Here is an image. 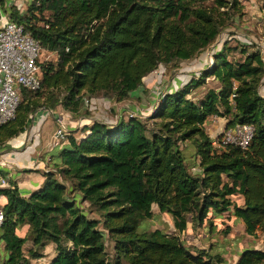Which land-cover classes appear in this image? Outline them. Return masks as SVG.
<instances>
[{"label": "trees", "instance_id": "16d2710c", "mask_svg": "<svg viewBox=\"0 0 264 264\" xmlns=\"http://www.w3.org/2000/svg\"><path fill=\"white\" fill-rule=\"evenodd\" d=\"M241 7L240 0H31L23 12L10 6L8 17L55 58L39 62V88L20 90L14 117L0 124V143L24 130L40 106L75 117L86 113L84 97L128 98L158 65L177 67L212 45ZM228 41L145 117L95 119L79 136L68 130L29 195L0 171V264H34L47 244L53 254L43 264H227L225 241L217 249L188 246L178 234L188 221L209 227L229 209L247 234L264 236V96L257 90L264 59L254 43ZM209 76L218 86L192 98ZM211 114L226 117V125L251 123L248 145L213 147L203 126ZM152 203L170 214L175 231L137 230ZM263 257L246 247L233 264H264Z\"/></svg>", "mask_w": 264, "mask_h": 264}, {"label": "crops", "instance_id": "0c3cea01", "mask_svg": "<svg viewBox=\"0 0 264 264\" xmlns=\"http://www.w3.org/2000/svg\"><path fill=\"white\" fill-rule=\"evenodd\" d=\"M30 1L31 0H0L1 21L8 17L10 6H14L19 12H23ZM240 2L243 4L242 9L244 10L243 16L239 19L242 21L237 22V19L235 18V22L233 21L234 24L223 29L217 35V40L219 39V41L214 47L210 46V48L208 47L201 51L197 56L180 61L179 66L177 67L170 68V70L166 69L160 74L163 78H153L151 73H154V69L142 77L141 83L129 92L128 98L120 101H113L104 96H92L89 98L88 104H84L83 110H85L86 113H79L75 117L71 116L68 111L59 106L54 108L40 106L34 109L29 114L27 125L24 130L17 135L8 138L3 143H0V159H2V163H0V171L5 174V177H8L15 182L17 189L22 196H27L32 191L39 188L44 177V171L50 168L51 154L56 152L61 143L53 144L51 142L52 132L55 127V118L58 115L65 118L68 130H72V133L75 136H79L87 130L88 124L95 119L106 123L115 122V120H112V116L106 114L105 116L102 115V119L99 118V116L105 112L101 109L102 107L107 108L109 105H112V107L114 106L113 108L116 110L115 117L117 112H125L129 108L134 109V106L131 104L134 100L139 101L140 104H147V106L149 105L150 107H153V105L159 100L161 94L168 91L169 89L166 88H169L173 82H181L180 85H182L190 77L195 76L200 69L207 67L212 62V53L220 48L221 42L225 39H229L228 42L230 43H235L236 40L244 44L254 43L255 47L264 49V8L258 6L262 0H240ZM261 27L263 33L259 35L257 30H260ZM261 54L264 59V50ZM159 82L161 83V90L156 91L154 88ZM159 86L160 85H158V87ZM179 86H176L175 88ZM217 86L218 81L212 76H209L205 83L193 88L189 95L192 98L197 99L200 98L208 88H216ZM164 87L166 88L162 91ZM257 90L261 96H264V75L258 84ZM126 108L127 110H125ZM226 121V117L214 114L208 115L205 118L203 126L205 132L210 137V140L219 135L222 128L226 125ZM231 198H238V195H231ZM2 199L3 196L0 194V203ZM212 219L214 220V223L216 222L215 219L217 220V230L220 226V231L222 225L224 226L223 228L228 227L226 232L227 235L221 233L218 237L222 241H225L222 255L229 264H233L236 261L238 253L243 248L264 249V236L259 234L257 237H253L254 235L247 234L243 228V221L234 216L231 209L213 217ZM235 225L237 226L236 231L234 230ZM190 229H192L190 225L185 227L187 233H182L184 230L179 232L180 237H184L186 243L196 245L195 241H198L196 240L197 238H193V241L191 242L190 237L188 236ZM25 230L26 225L16 226L15 228V232L19 236H22ZM201 233H204L203 229L201 230ZM192 235L190 232L191 237ZM228 236L230 241L227 239ZM206 244L207 246L210 245L209 242ZM49 250L51 253L53 252L52 244H47L44 248L43 253L45 257H47L46 260H42L44 256H40L37 260H42L46 263L53 254L46 255Z\"/></svg>", "mask_w": 264, "mask_h": 264}, {"label": "built area", "instance_id": "2783aa9c", "mask_svg": "<svg viewBox=\"0 0 264 264\" xmlns=\"http://www.w3.org/2000/svg\"><path fill=\"white\" fill-rule=\"evenodd\" d=\"M38 3V0H35ZM1 18V17H0ZM39 42L28 32L23 25L9 17L3 21L0 19V124L12 119L20 98V90L37 89L40 82ZM260 52L264 49L259 48ZM84 104H88L89 98L84 97ZM151 107L150 111L154 108ZM132 115V111H125ZM116 121L122 117L117 112ZM67 121L61 115L55 118V127L52 132V143H60L68 131ZM253 134V125L242 122L225 125L218 136L210 141L213 147H224L227 144L245 148ZM2 163V159H0ZM6 184L5 178L0 176V186ZM3 219V211L0 204V223ZM264 251V249H261ZM264 262V257H263Z\"/></svg>", "mask_w": 264, "mask_h": 264}, {"label": "rangeland", "instance_id": "374dc122", "mask_svg": "<svg viewBox=\"0 0 264 264\" xmlns=\"http://www.w3.org/2000/svg\"><path fill=\"white\" fill-rule=\"evenodd\" d=\"M242 7L240 8V11L238 13L235 14L234 18H233V21L234 19L236 18L237 22H240L242 20H239L243 14H244V10L242 9L243 8V4H241ZM258 6H261L264 8V0H262V2H260V5ZM245 12H246V8H245ZM235 22V21H234ZM234 22L232 24H234ZM258 34L261 35L263 33L262 31V27L260 28V30H257ZM219 41V39L214 41V43L212 45H210L211 47H214L215 44ZM209 46V48H210ZM235 56H237V54H235ZM55 58V54L53 52H50V51H47L45 49H41L39 51V59L41 60H53ZM180 61H184V60H180ZM177 66H179V62L176 63ZM169 68L171 67H164L162 64L158 65V67L154 70V73L152 72V76L153 78H157V77H161L160 74L163 73V71H165L166 69L167 70H170ZM163 78V77H161ZM181 84V82H173V84L171 86H169V88L167 87H164L162 89L165 90L166 89H169V90H172L174 89L176 86H179ZM157 86L154 88L156 91H160L161 90V83L159 82V84H156ZM158 85H160L158 87ZM130 103V102H129ZM132 106H134V109L133 108H129L128 110L129 111H132L134 114H139L141 115L140 117L143 118L145 117L149 112H150V109L151 107L147 104H140L139 101L137 100H134L133 102H131ZM156 105V104H155ZM114 107V106H113ZM112 107V105H109L107 108L105 107H100L102 110H104L105 112H100L102 113L99 118L102 119V115L105 116L106 115H109V116H112V120H115L117 119V117H115V114H116V110H114V108ZM131 109V110H130ZM127 110V108L125 109ZM127 110V111H128ZM120 115L122 116H126L125 112H121ZM146 125L148 127L151 126V120H147L145 121ZM81 205L84 207V208H88L87 207V204L86 203H81ZM84 210V209H83ZM151 210H152V215L148 218H143L142 220H140L137 224V230H141L143 228H146V229H153V228H159L160 230L164 231V232H172V231H175L174 230V227H173V224H172V219H171V216L170 214L167 212V211H159L155 204H151ZM85 211V210H84ZM85 213L88 215V216H93V217H97V214L94 213V212H91V211H85ZM214 220L212 219V223L210 224V226L208 227L207 225L205 224H202L200 226H196L195 228H192L191 227V223L190 221H188L186 223L187 226L190 225V227L193 229H190L189 232H188V236L190 237V241L192 242L193 241V238H197L196 240L198 241H195L196 245H193L192 243H186L185 242V238L184 237H180L181 240L183 241V243L185 245H188V246H195V247H207V242L210 243V245H215L214 246V249L216 248L217 249V241H221V239H219L218 235L221 234V230L219 231L220 229V226L217 230V220L215 219V223L213 222ZM170 222V223H169ZM186 226V227H187ZM224 226L222 225L221 226V229L223 228ZM237 226L235 225L234 226V230L236 231L237 229ZM173 229V230H172ZM203 229L204 233L202 234L201 233V230ZM184 230V231H183ZM182 233H187V230L183 229ZM181 232V231H180ZM190 232H191V235H192V232H193V235L192 237L190 236ZM259 231H256L255 234H253L254 236L253 237H257V235H259ZM180 236V234H178ZM227 235V234H226ZM236 237V236H234ZM211 239V240H210ZM228 241H230L229 239V236H228ZM200 241V242H199ZM188 242V241H187ZM105 248H106V251L108 253L111 252V241L106 239L105 241ZM52 250H53V247H52ZM53 253V252H52ZM51 251L49 250L48 253L46 255H51L52 254ZM44 256L42 258V260H46L47 257H45V255H42ZM52 256V255H51ZM50 256V257H51ZM40 261V260H37V259H31V261L34 263V264H43L44 261ZM227 262V260H226ZM227 264H229V262H227Z\"/></svg>", "mask_w": 264, "mask_h": 264}]
</instances>
